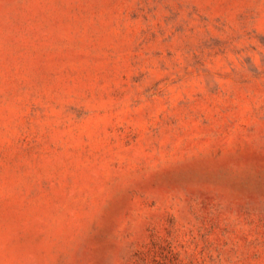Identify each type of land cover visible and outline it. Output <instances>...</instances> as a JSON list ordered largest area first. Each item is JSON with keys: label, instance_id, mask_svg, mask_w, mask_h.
Segmentation results:
<instances>
[{"label": "rangeland", "instance_id": "374dc122", "mask_svg": "<svg viewBox=\"0 0 264 264\" xmlns=\"http://www.w3.org/2000/svg\"><path fill=\"white\" fill-rule=\"evenodd\" d=\"M0 264H264V0H0Z\"/></svg>", "mask_w": 264, "mask_h": 264}]
</instances>
